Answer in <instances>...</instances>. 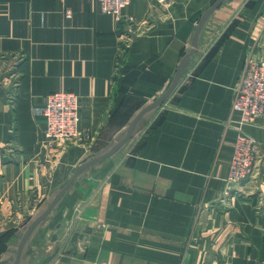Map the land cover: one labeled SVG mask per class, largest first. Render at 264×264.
<instances>
[{
  "label": "crops",
  "instance_id": "obj_1",
  "mask_svg": "<svg viewBox=\"0 0 264 264\" xmlns=\"http://www.w3.org/2000/svg\"><path fill=\"white\" fill-rule=\"evenodd\" d=\"M215 1L132 0L124 14L138 34L125 48L126 21L99 0H0V264L16 263L24 233L76 170L113 149L169 89ZM248 55L264 60V0H227L182 74L204 56L194 76L146 112L119 150L80 171L19 264H264V118L244 127L260 146L258 170L220 201ZM60 90L79 95L87 136L50 171L44 108Z\"/></svg>",
  "mask_w": 264,
  "mask_h": 264
},
{
  "label": "built area",
  "instance_id": "obj_2",
  "mask_svg": "<svg viewBox=\"0 0 264 264\" xmlns=\"http://www.w3.org/2000/svg\"><path fill=\"white\" fill-rule=\"evenodd\" d=\"M158 1L165 2L166 0ZM131 2L132 0H99L103 12L114 15L118 20L126 21L127 29L122 34L125 48L130 46L134 35L138 34L135 18L124 14ZM203 57L198 62H194L192 69L184 76L182 75L183 77L181 76L179 84L194 76V71L202 62ZM80 107V97L72 91L60 90L47 96L42 143L44 160L50 171L54 169L58 156L70 144H80L86 139V132L79 125ZM233 108L241 113V118L236 127L238 135L226 189L220 200L222 203H228L233 196L242 193V187L256 173L258 162L261 160H259L258 141L246 133L244 127L256 124L264 118V60L255 59L251 55L247 56L235 88Z\"/></svg>",
  "mask_w": 264,
  "mask_h": 264
},
{
  "label": "water",
  "instance_id": "obj_3",
  "mask_svg": "<svg viewBox=\"0 0 264 264\" xmlns=\"http://www.w3.org/2000/svg\"><path fill=\"white\" fill-rule=\"evenodd\" d=\"M225 1L227 0H216L211 7H209L205 13L202 15L199 24L197 26V29L195 31L194 34V38H193V44H192V48L190 49V51L184 56V58L182 59V61L180 62V65L178 67L177 73L175 75V78L172 82V84L170 85L169 89H167V91L161 96L159 97L156 101H154V103H152L151 105H149L148 107H145L144 109H142V111L135 117V119L132 121L128 133L126 135V137L121 140L113 149H111L109 152L97 157L96 159L89 161L87 163H84L82 166H80L76 172L74 173L73 177L71 178V180L65 185V187L58 193V195L53 199V201L51 202V204L49 205V207L46 209V211H44L40 216H38L32 223L31 225L28 227V229L26 230V232L23 235V238L21 240V243L19 245V249H18V255H17V259H16V263L15 264H19L20 261V257L22 254V250L23 247L26 243V241L28 240L31 232L34 230V228L41 223V221L43 219H45V217L51 212V210L53 209V207L56 205V203L59 201V199L62 197V195L69 189V187L71 186V184L73 183V181L76 179L77 175L80 173V171L84 170L85 168H87L88 166L92 165L93 163H96L97 161H100L101 159H104L106 157L111 156L112 154H114L117 150H119L128 140H130V138L133 135L134 129L138 123V121L140 120V118L149 110L156 108L157 106L161 105L163 102L166 101V99L174 92V90L176 89V87L178 86L181 76L184 72V69L187 65V63L189 62L190 58L192 56H194L197 51H198V46H199V38L201 35V32L204 28V25L207 21V19L210 17V15L215 12ZM82 237V234H80L79 232L74 233L73 237H72V248L70 249V251H76L77 250V241L79 238Z\"/></svg>",
  "mask_w": 264,
  "mask_h": 264
},
{
  "label": "rangeland",
  "instance_id": "obj_4",
  "mask_svg": "<svg viewBox=\"0 0 264 264\" xmlns=\"http://www.w3.org/2000/svg\"><path fill=\"white\" fill-rule=\"evenodd\" d=\"M175 91V90H174ZM165 105V104H164ZM254 125V124H253ZM238 135V134H237ZM237 139V138H236ZM80 144H82V143H80ZM234 151H235V147H234ZM234 154V153H233ZM233 157V156H232ZM261 159V151H260V148H259V160ZM260 162V161H259ZM258 162V163H259ZM230 169H231V163H230ZM229 173H230V171H229ZM228 177H229V175H228ZM226 181H227V179H226Z\"/></svg>",
  "mask_w": 264,
  "mask_h": 264
},
{
  "label": "trees",
  "instance_id": "obj_5",
  "mask_svg": "<svg viewBox=\"0 0 264 264\" xmlns=\"http://www.w3.org/2000/svg\"><path fill=\"white\" fill-rule=\"evenodd\" d=\"M10 234V232L6 233L4 237H7Z\"/></svg>",
  "mask_w": 264,
  "mask_h": 264
}]
</instances>
